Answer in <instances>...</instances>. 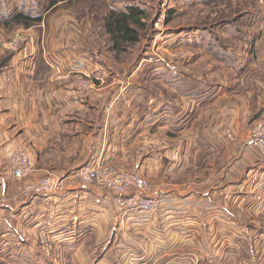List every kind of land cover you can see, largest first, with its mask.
<instances>
[{"label":"crops","instance_id":"1","mask_svg":"<svg viewBox=\"0 0 264 264\" xmlns=\"http://www.w3.org/2000/svg\"><path fill=\"white\" fill-rule=\"evenodd\" d=\"M68 1L52 0L16 50L0 41V264H264V212L255 211L264 158L241 145L264 111V0L234 40L200 41L183 67L158 62L160 78L166 66L170 76L156 92L130 83L109 92L107 65L76 51L92 46L76 41L84 26L59 7ZM69 71L105 85L84 95ZM18 144L37 162L24 179L10 173ZM98 160L139 171L158 210L123 213L112 192L86 182L18 196L23 184Z\"/></svg>","mask_w":264,"mask_h":264},{"label":"rangeland","instance_id":"2","mask_svg":"<svg viewBox=\"0 0 264 264\" xmlns=\"http://www.w3.org/2000/svg\"><path fill=\"white\" fill-rule=\"evenodd\" d=\"M51 1L0 0V41L4 43V49H11L10 42L15 34L20 32L24 35L26 27L33 25L32 22L25 26L24 22L10 17L18 11H30L35 17L42 16L44 10L50 9V4L53 3ZM110 1L73 0L59 5L61 8H70L75 14L77 12L76 18L82 20L84 27L81 30L83 33L76 38V41L81 40L84 42L83 44L89 41L92 49L79 44L81 48L76 51H85V54L81 53L87 59L90 57L87 51L91 50L89 53L94 56V60L99 61V64L104 65L103 67L107 65L110 80L115 79L111 86L113 89L110 87L111 91L109 92L125 89L129 83L130 90H133L132 86H137L142 92H156L164 82L169 81L170 76L169 67L166 66L163 68L164 75L161 77L163 79L160 78L159 72L156 70L158 62L183 67L184 61L188 57L187 53L194 54L193 51H199L200 48H196V45L200 41L209 39L216 42V36L221 42L224 38L226 42L234 40L232 39L235 36L232 33L235 31L234 27L243 28L244 24L250 22L249 17L254 16V12H258V7L254 10L255 0H127L129 3L140 5L146 11L147 27L140 33L138 43L115 58L109 50L110 44L103 28V18L110 6L122 9L126 2ZM157 21L158 24L155 25ZM262 27L264 26L262 25ZM202 29L203 31H197ZM222 29L223 34L221 33ZM261 38H264V35L263 37L262 34L257 35V40ZM244 39L248 38H241V40ZM24 41L25 36L22 42ZM250 41L248 40L247 44ZM208 57L214 58L212 53H209ZM158 58L164 59V61H155ZM88 74L95 84L94 93L100 92L105 83L102 85L94 73ZM183 81L184 79L181 80L184 84ZM247 137L244 135V141L242 140L243 150Z\"/></svg>","mask_w":264,"mask_h":264},{"label":"built area","instance_id":"3","mask_svg":"<svg viewBox=\"0 0 264 264\" xmlns=\"http://www.w3.org/2000/svg\"><path fill=\"white\" fill-rule=\"evenodd\" d=\"M158 21L155 22V25ZM162 31V30H161ZM24 40L22 33H17L10 42V48L16 50ZM160 46V44H159ZM77 63V62H76ZM57 78L61 77L59 66L53 65ZM68 75L76 78L78 92L91 96L94 93V81L85 72L69 71ZM244 148L255 151L264 158V111L255 119L245 140ZM11 177L21 179L32 172L36 158L25 144L16 145L10 153ZM79 182L92 183L113 193V200L119 211L123 213L145 212L153 214L158 210V199L153 194L152 184L137 170H125L98 160L88 163L68 175L48 173L39 180L24 184L18 196L24 199L46 197L75 186ZM257 212H264V196L256 206ZM135 258L129 256L127 264H133Z\"/></svg>","mask_w":264,"mask_h":264},{"label":"trees","instance_id":"4","mask_svg":"<svg viewBox=\"0 0 264 264\" xmlns=\"http://www.w3.org/2000/svg\"><path fill=\"white\" fill-rule=\"evenodd\" d=\"M13 15V14H12ZM11 19L24 22L25 26L40 18L18 11ZM147 13L138 4L128 3L122 9L109 7L103 18V28L110 44L109 50L115 58L127 52V50L140 40V33L147 27Z\"/></svg>","mask_w":264,"mask_h":264}]
</instances>
